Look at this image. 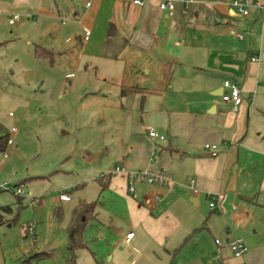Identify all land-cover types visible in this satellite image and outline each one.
Segmentation results:
<instances>
[{
  "label": "crops",
  "instance_id": "obj_1",
  "mask_svg": "<svg viewBox=\"0 0 264 264\" xmlns=\"http://www.w3.org/2000/svg\"><path fill=\"white\" fill-rule=\"evenodd\" d=\"M15 1L0 0V4L6 8L7 2ZM134 1L28 0L19 9L34 23V41L29 43L30 51H20L17 56L24 57L22 62L34 80L42 79L41 86L55 84L64 72L72 89H79L82 99L92 103L86 117L78 116L79 127L91 126L97 119L106 128L107 117L115 114L119 121L115 145L121 150L115 168L120 166L127 173L166 171L167 187L136 183L138 207L150 208L154 216V212L168 211L174 187H186V159L212 158L203 156V148L217 144L216 158L228 162L250 139L254 97L264 84V40L258 48L253 44L254 35L247 41L244 34L248 33L245 28L253 34L264 10L252 7L248 16L234 15V0H140L142 6ZM165 1L175 3L173 15L160 9ZM251 1L264 4V0ZM86 28L91 31L88 40ZM37 48L50 57H39ZM254 56L258 61L252 60ZM226 81L241 89L243 101L236 111L223 101ZM108 93L120 97V105L109 101ZM150 129L165 140L150 138ZM259 138L264 141L262 134ZM121 176V183L128 186L125 175ZM114 177L100 176L102 193L112 187ZM66 194L69 200L60 201H70ZM236 195L244 206L243 213L236 215L239 219L248 223L254 219L250 214L264 213L259 194ZM191 200L199 205L197 195L192 193ZM96 220L97 214L91 222ZM144 223L140 220L135 226ZM202 229L213 234V229ZM126 237L123 242L132 244L135 235L130 243ZM193 237L188 235L178 248H165L166 264H174ZM239 239L247 248L245 256L236 258L228 246L219 247L221 262L264 264V237L249 239V247Z\"/></svg>",
  "mask_w": 264,
  "mask_h": 264
},
{
  "label": "rangeland",
  "instance_id": "obj_2",
  "mask_svg": "<svg viewBox=\"0 0 264 264\" xmlns=\"http://www.w3.org/2000/svg\"><path fill=\"white\" fill-rule=\"evenodd\" d=\"M27 3L7 2L6 8L0 4V122L8 132L18 129L14 145L7 149L9 158L0 154V185L7 184L0 188V264H166L164 249L178 248L190 234L192 241L174 264H223L216 240L226 244L242 238L249 247V239L264 237L263 212L250 214L254 219L248 223L236 217L244 211L237 193H256L258 201H264V141L259 138L264 136V84L254 97L250 139L228 162L221 163V157L186 159V187H174L168 211L153 216L150 208L138 207L137 194L129 193L121 175L102 193L101 174L113 170L121 157L115 145L119 125L115 114L107 117L106 128L97 119L79 127L78 116L86 117L92 103L82 99L79 89H72L64 72L55 84L41 86L42 79L34 80L24 57L17 56L30 51L33 40L34 23L19 9ZM15 15L20 20L10 26ZM262 20L253 34L247 28L248 35L244 34L247 41L254 35L258 48L264 40ZM107 97L120 105V97L109 93ZM192 180L200 193L197 206L191 201ZM18 188L24 195H16ZM66 193L70 201H60ZM207 193L221 195L222 203L216 201L220 208L211 210ZM81 202H97V220L88 224L84 233L88 248L77 251L74 263L68 252V227ZM140 220L146 221L144 226H135ZM128 232L135 234L132 244L123 242Z\"/></svg>",
  "mask_w": 264,
  "mask_h": 264
},
{
  "label": "built area",
  "instance_id": "obj_3",
  "mask_svg": "<svg viewBox=\"0 0 264 264\" xmlns=\"http://www.w3.org/2000/svg\"><path fill=\"white\" fill-rule=\"evenodd\" d=\"M134 3L136 5H140V6L143 5V2H141L140 0H135ZM232 5H233V9H234V12H233L234 15L248 16L250 14V9L252 7H256V8H260V9L264 10V4L254 3L251 0H234L232 2ZM88 6H89V4H88ZM160 9L162 11H167L169 15H173V13L175 11V3L172 1L162 2L160 4ZM19 20H20V17L18 15L12 16V18L9 20V24L15 25L18 23ZM85 33H86L85 40H88L90 37L91 31L86 28ZM238 37L240 39H243L242 35H238ZM252 60L258 61V57L254 56L252 58ZM224 90H227V92L223 93V95H222L223 101L225 103H231L234 107V110L236 111L238 109L239 105H241V103L243 101L242 92H241L239 85H237L236 83H233L231 81H226L224 83ZM9 117L13 118L14 114L9 113ZM17 133H18L17 128H13L9 132L8 147L14 145L13 137ZM148 135L152 139H159L161 141H164L166 138L164 135H159L154 129H150L148 131ZM203 151L206 155H208L212 158H216L219 156V146L217 144H207L204 146ZM154 155H156V153ZM3 157H4V160H7L9 158L7 151L5 153H3ZM118 175H125V177L127 178L128 191L130 194H134L136 192V183L137 182H142V183H147L149 185L162 186V187H167L170 184V180H169V178H167L165 170H162L161 172L156 173V174H152V173H149L147 171H138V172L127 173V172H125V169L120 167V166L116 167L112 171L103 173L101 175V178L113 177V176H118ZM194 184H195V181L192 180L190 182V187L193 190V194L198 195L199 190L194 188ZM6 186H7V184L0 185V188L2 189ZM15 193H16V195L18 194V195L22 196V195H24L25 192L23 191L22 188H18ZM61 198H62V200H69V197L66 195L62 196ZM208 198L210 199V208L212 211H215L216 208H220V205L219 204L217 205V203H216V201H218V203H219V201L221 199L220 194H210L209 193ZM134 235L135 234L133 232H130L127 235V237H126L127 243L131 242ZM216 243L219 247L228 246L231 249L233 255L239 259L243 258L245 256V254L247 253V248L241 239H235L233 241H228L226 244H222L220 241L217 240Z\"/></svg>",
  "mask_w": 264,
  "mask_h": 264
},
{
  "label": "trees",
  "instance_id": "obj_4",
  "mask_svg": "<svg viewBox=\"0 0 264 264\" xmlns=\"http://www.w3.org/2000/svg\"><path fill=\"white\" fill-rule=\"evenodd\" d=\"M36 53L39 57H50V53L41 48H37ZM8 137H9L8 130L0 122V154L5 153L8 149ZM103 189H106V187H103ZM96 208H97V202L95 203L81 202L76 206V208L72 213V219L68 227V239H69L68 252L71 256V260L74 263L77 258V254H76L77 251L81 249H85L87 247L84 241V233L88 224L96 218ZM6 210L9 211V208ZM180 249L177 250V252H179ZM42 256L47 257L49 255L42 254Z\"/></svg>",
  "mask_w": 264,
  "mask_h": 264
},
{
  "label": "water",
  "instance_id": "obj_5",
  "mask_svg": "<svg viewBox=\"0 0 264 264\" xmlns=\"http://www.w3.org/2000/svg\"><path fill=\"white\" fill-rule=\"evenodd\" d=\"M194 204H196L195 200H191Z\"/></svg>",
  "mask_w": 264,
  "mask_h": 264
}]
</instances>
